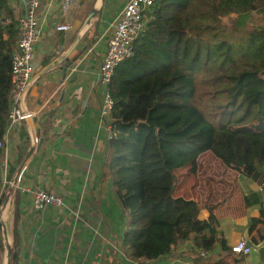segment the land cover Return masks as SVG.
<instances>
[{
  "label": "trees",
  "instance_id": "1",
  "mask_svg": "<svg viewBox=\"0 0 264 264\" xmlns=\"http://www.w3.org/2000/svg\"><path fill=\"white\" fill-rule=\"evenodd\" d=\"M263 7L264 0H158L146 14L132 52L114 66L106 85L112 99L108 169L117 200L129 214L120 245L131 259H155L195 233L205 250L217 239L223 245L212 213L215 185L223 180L209 175V167L217 162L257 176L255 165L264 163V24L236 23L240 14ZM14 33L12 19L8 24L0 20V136L9 103ZM198 73L204 74L199 83H212V91L229 108H252L254 122L209 123L202 103L193 102ZM28 143L26 137L18 146V159ZM181 169L195 175L201 206L208 211L205 219L197 218L201 206L196 200L173 195L175 171ZM14 201L11 225L5 219L12 235L8 264H18L20 254L16 194ZM250 221L249 232L257 233L250 238L258 242L264 206Z\"/></svg>",
  "mask_w": 264,
  "mask_h": 264
},
{
  "label": "crops",
  "instance_id": "2",
  "mask_svg": "<svg viewBox=\"0 0 264 264\" xmlns=\"http://www.w3.org/2000/svg\"><path fill=\"white\" fill-rule=\"evenodd\" d=\"M96 1L71 0L67 11L61 12L59 0H40L36 9L35 79L23 102L30 114L27 121L32 125L34 136L26 119L15 124L9 132L10 148L4 170L1 169L2 157L0 159V184L3 176L9 182L16 181L14 192L3 204L10 185L3 187L0 194V220L6 217L11 225L16 194L18 264L139 262L126 256L120 245L128 214L117 200L107 167L109 120L99 116L103 86L96 80L109 32L103 35L104 30L120 8L102 11V6L108 2L102 0L97 12L85 22ZM2 3L0 20L8 24L12 19L15 28L16 18L22 11L21 0H3ZM58 21H68L71 26L55 31L53 25ZM26 137L27 151L18 159V146ZM30 148L31 153L25 159ZM209 169V175H214L216 181L223 180L215 185L218 194L212 208L215 231L223 239V245L217 239L205 250L200 245L199 235L189 234L166 254L146 261L147 264H264V246L245 254L230 250L232 244L242 240L247 220L256 217L264 206L261 184L264 163L255 165L257 176L242 170L233 171L217 162H212ZM38 173L42 176L40 182L62 198L63 210L54 212L52 206H47L41 212L32 211L31 189ZM180 173L186 180L191 179L189 189L182 183L184 180L175 179L173 195L191 198L201 206L204 201L195 185L194 173L181 169L175 171L176 178ZM230 184H234V189L229 190ZM207 215V209L201 206L197 218L205 219ZM251 234L257 233L253 230L249 236ZM9 237L11 240L12 235Z\"/></svg>",
  "mask_w": 264,
  "mask_h": 264
},
{
  "label": "built area",
  "instance_id": "3",
  "mask_svg": "<svg viewBox=\"0 0 264 264\" xmlns=\"http://www.w3.org/2000/svg\"><path fill=\"white\" fill-rule=\"evenodd\" d=\"M158 0H125L124 4L114 14L108 27L104 30L107 37L104 41L103 53L97 71V82L103 86V101L99 108V116L108 118L112 106V99L107 90V83L113 72L114 66L132 52L134 39L141 32L145 15ZM22 11L15 21L14 43L10 53L9 66V103L6 113V121L0 136V155L4 170L7 153L10 148L9 132L12 127L22 120L30 117L24 107V98L27 95L31 83L34 81L33 71V47L38 37V19L36 9L40 0H21ZM71 0H59V9L66 12ZM68 21H58L53 25L55 31L67 30L70 27ZM91 46L89 47V50ZM108 130L110 125L108 123ZM41 174H37L35 184L31 189V209L41 212L47 206H52L54 212L64 209L62 198L55 192L47 189L41 182ZM17 180V179H16ZM9 182L3 176L0 184V194ZM264 186V176L261 179ZM4 187V188H3ZM24 189V188H21ZM75 215V214H74ZM74 226L71 228V233ZM235 253H248L249 248L243 245L242 240L236 241L230 246ZM137 264H147L138 262Z\"/></svg>",
  "mask_w": 264,
  "mask_h": 264
},
{
  "label": "rangeland",
  "instance_id": "4",
  "mask_svg": "<svg viewBox=\"0 0 264 264\" xmlns=\"http://www.w3.org/2000/svg\"><path fill=\"white\" fill-rule=\"evenodd\" d=\"M107 1L108 2H105L104 7L102 6V11L104 9L109 12L117 11L120 7H122V5L125 2V0H107ZM243 21L246 22L245 24L247 26H251V25L258 26L264 24V7L255 11H250L248 14H240L236 19V23L239 26H241ZM232 22H233V18L232 17L228 18L227 27H230ZM203 77H204L203 73H198L194 77L196 83L195 84L196 97L193 98V102L194 104H198L200 102L202 103V109H201L202 114L209 123L215 125L221 122L222 124L224 123L227 124L228 122L230 123V125L235 126V125L251 123L253 121L251 116L254 114V110L252 108H250L248 111H246L244 107L242 106L238 107L236 105H233V107L231 106L229 108V105H226L224 101L222 102L223 99L220 98L221 95L218 93L216 94L214 93V91H212L213 89V87L211 86L213 85L212 83L211 84H208L207 82H203L202 84L199 83L200 80L204 79ZM102 101H103V96L101 98V102ZM105 160L107 161V158ZM108 165L109 164L107 163V167ZM176 176L177 175H175L174 177V181L175 179L176 181L180 179L181 181L184 180L185 182L182 181V183L187 186V189H189L188 187L191 179L189 178L188 180H186L185 177L181 175V173L177 178ZM198 179L199 181H201V178L198 177ZM111 182H112V177H111ZM126 214H128V212H126ZM5 219L3 222L6 230ZM0 236L2 240V250H0V264H7L5 262V249L6 246L11 245L12 239L10 240L7 230H6V237L5 236L3 237L1 227H0Z\"/></svg>",
  "mask_w": 264,
  "mask_h": 264
},
{
  "label": "water",
  "instance_id": "5",
  "mask_svg": "<svg viewBox=\"0 0 264 264\" xmlns=\"http://www.w3.org/2000/svg\"><path fill=\"white\" fill-rule=\"evenodd\" d=\"M100 5H101V0H97V1H96V4L93 6V8H91V10L89 11V13L87 14V16H86V18H85V20H84L85 22H87L88 19H89L92 15H94V14L97 12V9H98V7H99ZM73 46H74V45H73ZM73 46H71V47L69 48V50H67L66 54L70 52V50L72 49ZM27 120H28V118H26V121H27ZM27 122H28V125H29L30 134H31V136H34V135H33V128H32V125H31V123H30L29 121H27ZM33 139H34V137H33ZM31 149H32V148H30V150H28V153H27L25 159H26L27 157H29V155H30V153H31ZM25 159H24V160H25ZM23 163H24V162H23ZM14 190H15L14 185L11 184V185L7 188V193H6L5 196H4V200H2V204L5 203V201H6L7 197H8V195L11 194V193H13ZM250 223H251V221H250V220H247V225H246V227L244 228V230L242 231V234H241V236H242V241H243V245H244L245 247H248L249 249H252L253 251H257L260 247L264 246V237H262L258 242H253V241L251 240L250 236H249V227H250ZM0 227H1V230H2L3 237H4V236L6 237V230H5V227H4V222H3V220H0ZM9 252H10V250H9V246H6V249H5V262H6L7 264H8Z\"/></svg>",
  "mask_w": 264,
  "mask_h": 264
}]
</instances>
